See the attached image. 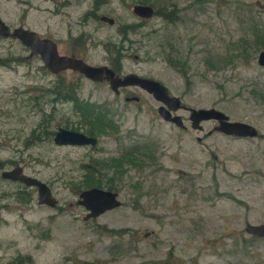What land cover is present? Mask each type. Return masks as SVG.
Returning <instances> with one entry per match:
<instances>
[{
  "label": "rangeland",
  "instance_id": "obj_1",
  "mask_svg": "<svg viewBox=\"0 0 264 264\" xmlns=\"http://www.w3.org/2000/svg\"><path fill=\"white\" fill-rule=\"evenodd\" d=\"M94 1L0 0V17L10 29L32 28L55 40L60 53L92 64L110 66L120 48L121 73L163 83L185 105L172 111L184 125L159 116L161 102L136 84L115 93L104 79L52 72L19 39L0 35L3 168L21 164L57 199L37 203L35 186L0 175V264H264V236L244 230L245 222L264 221V66L257 62L264 0H149L158 14L146 19L131 11L143 0ZM123 24L130 25L126 35ZM59 79L77 83L78 96L99 109L91 116L100 124L90 116L94 145L43 138V127L88 126L73 103L50 95ZM40 92L47 99H35ZM37 103L47 113L41 125ZM186 106L216 107L258 134L212 130L216 119L191 127ZM33 128L40 130L35 140ZM83 161L96 162L94 184L120 200L88 218L77 203ZM25 191L29 198L18 199L15 193Z\"/></svg>",
  "mask_w": 264,
  "mask_h": 264
},
{
  "label": "water",
  "instance_id": "obj_2",
  "mask_svg": "<svg viewBox=\"0 0 264 264\" xmlns=\"http://www.w3.org/2000/svg\"><path fill=\"white\" fill-rule=\"evenodd\" d=\"M154 7L148 3L136 2L131 5V11L134 15L146 19L153 15ZM99 19L107 23H112L114 18L101 14ZM0 35H12L20 40L29 48L28 55H38L43 65L52 72H58L62 69H72L81 72L84 76L92 80H107L109 86L114 92H118V86L136 84L144 88L152 94L158 101L161 102L157 106V113L166 120L172 121L178 126H183L181 115L173 113L181 105L180 98L170 94L167 87L159 80L148 76H142L135 72H128L123 75L115 74L114 70L106 64H92L81 57L70 54L60 53L57 48V43L50 37L41 36L36 30L23 25H17L9 28L8 24L0 17ZM257 62L264 66V49H261L257 54ZM136 99L137 96L125 97ZM189 110L188 119L191 127L201 128L200 121L205 119H216L217 124L212 127V130L222 131L226 134L235 136H255L258 134V129L242 120H230L228 115L216 107H192L186 106ZM210 131V130H209ZM207 131V132H209ZM55 144H91L94 145L97 138L94 135L86 134L83 131L58 126L54 131L52 138ZM82 167L88 168L94 172H98L99 168L92 162L83 161ZM19 165L9 169H4L2 176L10 178H19L27 184H32L36 187L37 203L53 206L57 199L52 195L50 187L46 182L36 176L23 174ZM77 203L82 204L87 210L84 218L94 217L104 212L107 209L114 208L120 204L116 191L92 185L85 187L78 192ZM244 230L256 237L264 236V221L259 223L245 222Z\"/></svg>",
  "mask_w": 264,
  "mask_h": 264
},
{
  "label": "trees",
  "instance_id": "obj_3",
  "mask_svg": "<svg viewBox=\"0 0 264 264\" xmlns=\"http://www.w3.org/2000/svg\"><path fill=\"white\" fill-rule=\"evenodd\" d=\"M144 2L150 3L151 5L154 6V3H152L149 0H143ZM104 2V0H95L94 3L96 6H98L99 4H102ZM140 2V1H138ZM155 13L158 14V8H155ZM119 31L120 33H122L123 35H126L129 31H130V25L129 24H123L122 28L119 27ZM118 48V47H117ZM111 50H113L111 48ZM114 51V50H113ZM116 53V57L121 56L122 53H120V48L115 49L114 51ZM113 61V59H111ZM77 83H71V82H64L63 80L59 79L57 80L54 84H52L50 86V95L53 96V98L56 101L59 100H66L67 103H73V106H75L77 109H79L80 113L82 116H84V118L88 121V126L84 127V132H86L87 134H94L93 133V128L92 125L90 124V116L92 114L93 111L96 112V114H99V109L95 110V105L90 104V103H85L77 94ZM37 86H32V88H36ZM47 90L48 88L45 87ZM35 99L38 98H45L44 93L40 92V93H34L33 94ZM50 100V99H49ZM38 104V109L41 111V121L38 125H41V122L43 120V118H45L47 116V113L44 111V103H37ZM92 119L95 118V122L100 124L101 123V117L100 116H91ZM107 122H105L104 125H106ZM74 129H78L77 127H73ZM40 132V130H36L35 132V128L32 129L31 134L34 137V140L37 139L36 138V134H38ZM42 136L43 138L46 139H50L51 140V136L53 134L52 130H49L47 127H43L42 128ZM92 163H96V162H92ZM96 165V164H95ZM100 172V171H99ZM98 172V173H99ZM96 175H98L97 173L84 168L83 173H82V177L80 179V181L82 182V184H84L83 188L85 187H89L91 185H95L94 181H96ZM91 176L93 177L91 179ZM98 185V183H97ZM79 191V189L77 190ZM18 199H22V200H27L29 198V193H22V195L19 192L15 193Z\"/></svg>",
  "mask_w": 264,
  "mask_h": 264
},
{
  "label": "flooded vegetation",
  "instance_id": "obj_4",
  "mask_svg": "<svg viewBox=\"0 0 264 264\" xmlns=\"http://www.w3.org/2000/svg\"><path fill=\"white\" fill-rule=\"evenodd\" d=\"M263 7H264V4H263ZM67 54V53H66ZM71 55H74V56H77V57H81V56H78L77 54H75V53H72ZM123 57H124V55H123ZM82 58V57H81ZM135 58H137V56L135 55ZM84 59V58H83ZM113 59V61L111 60V63H110V66L109 67H111V68H113V70H114V72H115V74H117V75H123L124 73H121V70H120V65H121V61L123 60V58H122V54H121V56H118V57H115V58H112ZM85 60V59H84ZM66 69H69V68H66ZM72 70V69H71ZM73 71H75V72H78L79 73V75L80 76H82L83 74L81 73V72H79V71H77V70H73ZM84 76V75H83ZM84 77H86V76H84ZM88 78V77H87ZM101 81V80H100ZM104 81V80H103ZM107 83H108V81L107 80H105ZM134 86H136V85H134ZM121 87H126V86H124V85H121ZM116 93H118V92H116ZM127 96V95H126ZM134 96H136V95H134ZM128 97H130V96H128ZM138 97V96H137ZM138 98H136V99H132V101H134V100H137ZM159 104H161V103H159ZM173 114V113H172ZM217 124V123H216ZM86 133V132H85ZM197 139L199 140V137H197ZM4 161L2 160V159H0V175H1V177L2 178H4V179H7V181H9V182H12V183H21V184H23L24 186H26V187H30V186H33L32 184H27V183H25V182H23L21 179H19V178H10V177H8V176H2V174H1V172L4 170V169H9V168H11V167H13V166H16V165H19L20 167H21V172L23 173V174H28V173H26V172H24V168H23V166L21 165V164H19V163H17V162H14V164L11 166V167H9V168H3V165H2V163H3ZM30 175V174H29ZM35 189H36V187H35ZM24 193H29L28 191H25ZM23 197V196H22ZM22 200V199H21ZM111 209V208H110ZM87 212V211H86ZM85 215V214H84ZM84 217V216H83Z\"/></svg>",
  "mask_w": 264,
  "mask_h": 264
}]
</instances>
